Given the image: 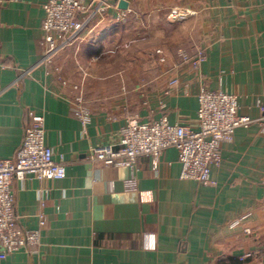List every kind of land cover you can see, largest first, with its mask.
<instances>
[{
    "label": "crops",
    "instance_id": "1",
    "mask_svg": "<svg viewBox=\"0 0 264 264\" xmlns=\"http://www.w3.org/2000/svg\"><path fill=\"white\" fill-rule=\"evenodd\" d=\"M106 1L94 37L49 65L42 61L47 0H0V159L15 158L34 113L45 120L55 160L68 164L62 180H14L18 224L41 230V244L37 254L21 250L0 264H264V0ZM121 1L192 15L174 24L158 12L141 19L147 42L160 45L139 52V22H124ZM127 37L146 64H122L117 49ZM200 51L199 68L183 62ZM85 68L93 80L81 88ZM219 89L237 95L240 115L256 122L223 147L214 184L182 179L173 148L157 169L147 156L134 169L88 160L94 148L119 142L131 116L195 127L199 94ZM80 111L89 113L86 129ZM248 253L255 256L242 260Z\"/></svg>",
    "mask_w": 264,
    "mask_h": 264
},
{
    "label": "built area",
    "instance_id": "2",
    "mask_svg": "<svg viewBox=\"0 0 264 264\" xmlns=\"http://www.w3.org/2000/svg\"><path fill=\"white\" fill-rule=\"evenodd\" d=\"M106 0H47L44 5V48L42 61L53 65L65 48L94 37L98 23L108 10ZM116 23V22H115ZM113 29L115 24L111 26ZM206 60L203 51L194 56L185 54L183 62L199 68ZM59 72V69H55ZM174 80L172 84H177ZM196 126L171 124L166 116L154 122H143L138 116L127 119L116 144L94 148L88 160L107 166L135 168L139 158H152L154 169L168 149H176L182 165L181 178L202 185L214 184L212 170L222 163V149L234 142L236 131L256 121L239 113V98L222 89L204 90L199 94ZM81 103V99H78ZM84 129L90 124L88 112L80 111ZM21 149L15 158L0 159V260L26 250L37 254L41 230L22 229L17 220L14 180L24 181L33 176L38 180H62L67 175V163L56 161L54 151L46 144L45 120L30 113ZM240 224L235 222L232 226ZM45 225L42 219L41 226ZM250 234V230H246ZM255 256L248 253L241 259Z\"/></svg>",
    "mask_w": 264,
    "mask_h": 264
},
{
    "label": "rangeland",
    "instance_id": "3",
    "mask_svg": "<svg viewBox=\"0 0 264 264\" xmlns=\"http://www.w3.org/2000/svg\"><path fill=\"white\" fill-rule=\"evenodd\" d=\"M107 3V1H106ZM108 4V3H107ZM108 6V5H107ZM155 11V10H154ZM159 11H155L154 13H156ZM153 11L150 13L148 12L147 9H143V8H136L135 10L132 9V8H127L123 13H122V17L124 19V22L126 21V19L128 18H132L134 20H136L137 22H139V27L141 30H138V32L140 33L139 36L136 37L135 40H137L138 43H140V47L138 48L139 52L141 50H147L149 49V51L151 50V48L153 47H156V45H160L159 44V41H153V42H150L148 41L147 42V38H148V32L147 31V28L148 26L145 25L144 23H142L141 19L143 18H147V17H151L153 14ZM162 17V18H165V21L167 20L168 22L170 21L172 24L174 23H178L179 21H182V20H185L187 19L189 16L192 15L191 12H188V10H184V9H181L179 8L178 6H170V8L168 9H163V10H160V13H159ZM136 18H139V19H136ZM136 27L138 26L137 24L135 25ZM118 27V26H117ZM146 28V29H145ZM149 28L151 29V27L149 26ZM132 38L130 37H127L124 41L122 40L119 44V49H117V54L121 55L122 54V64H128V63H134V64H146L145 61H142V59H138L137 58V53H138V50H136L135 52H131V48H132V42H131ZM158 43V44H157ZM75 46V45H74ZM74 46H71V47H74ZM70 48V47H69ZM68 48H65L63 49L61 52L67 50ZM105 57L111 60H114L115 57L111 56V55H114V51H108V53H104ZM115 54V56L117 55ZM133 54V55H132ZM156 54H158L160 56V62L163 63L165 60H166V57H165V54L163 52V50L160 48L157 50ZM190 56V55H189ZM121 58V57H120ZM119 58V59H120ZM118 59V58H117ZM134 59L136 60L135 62H132L131 60ZM146 58H144L145 60ZM104 61V60H103ZM117 64H119V62H117ZM80 65V66H79ZM79 68H82L81 64L79 63ZM60 69V68H59ZM83 69V68H82ZM80 70L82 75H83V79H82V85L80 86L81 88L83 86H85L86 84V80L88 78L91 79V81L93 80V74L90 72V74L88 73L89 71L86 70V68L84 70ZM56 75L58 76L59 80L61 79V77H63V73L62 71H59V72H56ZM107 75H111L110 73H107ZM78 93V92H77ZM77 98V97H76ZM81 98V97H80ZM246 230H249V229H246ZM251 231V230H250Z\"/></svg>",
    "mask_w": 264,
    "mask_h": 264
},
{
    "label": "water",
    "instance_id": "4",
    "mask_svg": "<svg viewBox=\"0 0 264 264\" xmlns=\"http://www.w3.org/2000/svg\"><path fill=\"white\" fill-rule=\"evenodd\" d=\"M128 7H129L128 2H126V1H121V3H120V8H121V9L126 10Z\"/></svg>",
    "mask_w": 264,
    "mask_h": 264
}]
</instances>
